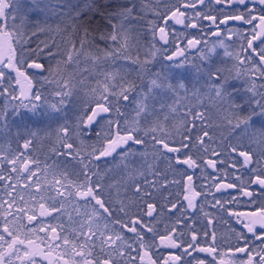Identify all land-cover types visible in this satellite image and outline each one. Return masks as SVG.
Wrapping results in <instances>:
<instances>
[{
    "label": "snow or ice",
    "instance_id": "6c2138e0",
    "mask_svg": "<svg viewBox=\"0 0 264 264\" xmlns=\"http://www.w3.org/2000/svg\"><path fill=\"white\" fill-rule=\"evenodd\" d=\"M15 2L16 0H0V96H3L6 101L3 106H0V131L8 129L9 115H21L20 109H26L34 115L39 113L41 115L50 116V112L61 111V106L64 105L65 98L71 95L70 89L68 91H56L54 95L59 97V100L56 103H50L38 90L33 91L32 78L26 73V71L22 70V67L27 63L28 68L44 69L42 63H38L36 59H29L33 54L36 57H39L43 54L44 49L23 47V45H26L29 42L27 39L23 38V23L18 26L16 24L17 17L15 13L12 11L6 12V9H10ZM212 2L213 0H208V3ZM33 3H36V0H33ZM178 3L180 5L179 7L175 4L170 7L166 5L164 14H161L160 12L155 13L164 23L163 25L158 26L155 21L150 22L153 39H155L158 32L159 38L163 41V44H169L168 22L170 20L174 21L176 24L183 25L185 28L203 27L199 21L208 20L217 28V31L213 33L214 35H219V26L221 24L227 25L230 20L240 21L247 25H252L253 21L258 20V27H261V32H257L256 29L253 28L251 37L247 39H245L243 33L237 32L236 34L247 44L246 49L243 47V43L241 44L242 50L247 52L248 49H251V52L246 57V61L252 65L249 70L251 71L252 76L264 78V69L260 67V65H264V40H261L258 49L253 46V42L260 40L261 35L264 34V0H214V3L217 5L228 3L243 6L244 8V11H240L239 7H237L233 14L225 15L223 18L197 10V5L205 4V0H178ZM129 5L130 6L118 7L115 11H107L106 8L102 9L99 6H96L95 0H93V3L87 5V10L89 12L99 13L111 27V32H101L99 35L100 40H110L113 42L112 50L108 51L101 49L105 57L119 55L122 48L126 49L128 47V38L124 27V21L133 18V12L136 7L134 0H129ZM182 8L184 9L183 11L181 10ZM188 9L192 10L191 14L187 11ZM218 11L223 12V8L218 9ZM80 15L81 13L77 12L76 18L78 19ZM9 20L12 21L11 26L8 24ZM114 20L118 21V23H113ZM38 30L44 31L43 28H39ZM229 32L231 33L232 30L229 29ZM32 35H36V32H33ZM89 35V30L84 28L83 38L80 40V48L76 49L75 44L73 43V50L66 53L67 60H58L57 64L71 63L75 56L81 55ZM180 35L182 36L183 33H180ZM119 38H123V44L119 42ZM173 43H175V41H173ZM199 43V40L189 39L188 47H195ZM48 47V44H44V48ZM152 47L155 49V44H153ZM5 48L8 53L6 56ZM17 48H19V56H17ZM157 51L164 53L167 52L168 49L163 47L156 49V51L152 53L153 57H155ZM213 51L214 48L209 49L208 53L201 51V59H208ZM184 53L185 49L177 46L176 50L171 55L164 56V59L173 61V66L175 67H183L185 61H179L176 58L178 56H184ZM252 53H255L256 57H258V64L253 63L254 58ZM56 54L57 53L53 51L47 52L49 57H54ZM83 55L87 57L90 56L91 53L83 52ZM225 55L231 56L232 53L227 52L226 50ZM122 58L131 59L130 56H123ZM92 59L95 62L99 60L100 57L93 56ZM236 59H240L238 54ZM136 62L138 61H133V63ZM244 62L245 61H241V63ZM76 63H79V61L77 60ZM150 63L151 61L146 59L141 65L140 72L138 73L141 78L151 71L146 67V65ZM197 71H202V69L197 67ZM12 73H15L14 77ZM245 74H247V72ZM239 75V70H237V77H239ZM154 76L155 78L151 79L149 82L147 92L142 88L138 91V86L134 81L123 78L119 84L112 83L111 86H109V83H105L103 85V91L97 96L95 108L92 109V114L88 116L87 122L91 123L99 112H109L110 106L119 105L120 101H129L130 103L135 104L137 118L141 117V115L146 112L150 115L149 102L158 98L153 91L154 89H160L161 92L168 91L176 96H179L180 90L187 92V88L182 82L173 85L167 80V77L161 78L160 73H155ZM207 78L205 87L211 93H214V99H219L228 105L226 111H228L230 116V118L227 119V124L231 126L230 133L235 132L236 129H242L244 136L247 137L248 145L250 146L255 143L257 148L249 150L242 137H236L235 142L229 141L226 144L221 140L219 144L213 147L212 144L209 143V141L215 143L214 137L210 135L208 130L211 128V125L204 122L205 117L202 112H194L191 108L184 113V116L187 117V119H182L180 124L176 126L175 135L171 132L165 131L163 127L159 128L162 135H156L155 133H157L158 129L155 125L150 129L145 130L146 136L149 132L153 133L151 136L153 141V159L158 160L163 158L167 161L170 170L174 173L179 171L180 175L187 177L188 183L183 186V193L178 192L177 195H183V200L187 201L188 209H195L197 205L194 201L197 197L202 195V192L196 191L191 183L196 169H200L201 176L205 180L211 177L212 186L215 187L217 191H220L221 188L237 189L243 196L252 197L254 193L249 190V187L251 185H258L261 194L264 195V164L261 163L264 161V81L259 84L255 79L248 81L246 91L250 95L244 101L248 106V112L247 114H241L242 105L236 103L232 99V93L227 91L226 86L229 77L224 75V70L217 68L215 71H208ZM42 79L47 80V77H42ZM106 79H114L113 74H107ZM13 85H15V87ZM67 86L68 81H64V87L67 88ZM133 93H135V95H133ZM110 97L112 99H110ZM160 99L163 101L164 98L160 97ZM12 101H18V103H12ZM176 103L178 104L179 100H177ZM164 106V103L161 102L160 108H163ZM169 107L172 112H176L174 106ZM41 109H45V111L41 113ZM48 110H50V112ZM116 111L119 112V107L116 108ZM165 119H167V117H165ZM254 120H259L261 122V127L259 129H254L249 133L248 130L252 128ZM139 131V119H137L133 122V126L124 130L123 134L118 132L115 138L107 139L106 147L99 151L98 154H96V150L94 149L93 153L90 155L96 160H99L101 157L112 155V153L116 152L118 147L127 144L129 141L137 145H142L145 141L136 135ZM59 132L63 134L59 136V143L61 147L67 150L64 154L71 156L73 151H75V155L79 157L80 152L74 149L73 143L69 142V129L66 126H61ZM31 135L34 137L36 133H32ZM31 143V139H26L23 148L28 149ZM53 151L55 152L57 149L54 148ZM193 153H196V155ZM133 154L134 150H127L121 154V160H125ZM254 154L258 155V159H253ZM140 155L146 157L148 153L145 151L141 152ZM20 156H25V154L20 153L19 156L11 158L7 156L3 157V160H6L8 165L11 166L9 172L17 173L16 183H7V181H11L13 177L10 174L5 177V175L2 174V167H0V181H6L4 188L7 190L6 195L10 198V200L0 198V248L3 249V251H0V264H12L14 256L16 259H21L18 255L20 249L17 246L24 245L26 241L19 238V229L24 227L20 224V221L25 218L30 223L37 220L36 214L29 215L25 211V207L16 206L17 198L12 194L16 190L17 184L20 182L23 173H28L26 178L29 181L32 176L35 175V172L29 167V163H38L35 160H29L25 156L24 162L21 164L20 168H17L16 165L20 160ZM3 160H0V165L3 164ZM80 163L82 164V173L80 174L84 176V179L79 183L72 184L74 191L66 190L61 192L60 189L57 188L56 192L57 196H63L65 200L70 197H76L77 199L83 200L85 207L89 205L92 206V213L84 223L80 224L79 230L76 228L71 230L74 238H70L69 235H61L57 232L55 227L51 228V234H48L47 228L43 225L29 228V232L46 233L47 240L50 241V243L48 244L49 253L44 254L45 257L47 258V255H50L53 247L59 249L63 245L68 246L74 256H79L81 258L80 261H74L73 264H118L117 257L123 260V264H136L137 260L143 264L146 257L148 258L149 264H157V261L153 260L150 255V250L155 246L154 240L157 236L155 226L150 223H145L141 216H130L128 221L114 217V211L129 216V212L126 210V205H124L123 201H119L120 206L117 209L110 201H106L103 196V185L100 182L103 177L97 181H93L92 177L98 176L99 174L91 171L89 165L84 163L83 157L80 158ZM218 164L230 166L237 171L239 169H246L249 173L248 179L245 180L242 175H237L234 172L233 175H235V180L239 183H224L223 177L216 175ZM174 165H183L186 167L182 170H178ZM207 169H212V173H208ZM147 170L153 177H159L161 175L160 172L155 170L152 163L147 164ZM189 170H191V173H189ZM220 171H223V176L228 175L226 170ZM135 176L144 177L143 188L140 183L135 182ZM135 176L132 172H130L128 176L129 179L133 180L132 187L135 193L141 196V199L146 196H151V193L147 191V188H155L157 186L156 179L148 180L143 171H135ZM60 183L59 180L56 181V184ZM173 183L179 185L181 181L174 180ZM23 186L29 187L30 185L25 184ZM37 191H39V185H37ZM23 199V196H20V200L23 201ZM33 199H35V197H33ZM41 199H43V197H41ZM52 199L55 200V197ZM235 200L236 197H233L232 201L235 202ZM144 203L146 204V212H144V215L147 217H153L154 212H156V205L147 201H144ZM178 203L179 202L172 203L169 210L171 211L175 209L179 211L180 217L176 219L171 226L170 231L168 230L169 226L165 225V234L159 235V240L164 243L165 246L177 249L178 253L170 254L168 257L163 258V264H181V262L182 264H217L218 259L219 264H224V261L221 258L223 255L222 251H220L221 245L216 243L215 231L209 232L204 230L202 235L205 240L202 244L200 236L193 228L192 224H187L186 220L182 219L185 217L186 209L178 207ZM249 203H255V201H249ZM216 204L223 207L220 200H216ZM5 205H7V208H5ZM14 206H16V215H14L12 211ZM39 206L43 210L40 215L44 216L51 215L52 212H60L64 205L63 202H61L59 208L53 206L50 209H46L45 204L43 203ZM77 211L79 214V210ZM141 211L143 212V209H141ZM200 211L203 212L202 205L200 206ZM21 213L23 215H19ZM204 215L207 217L208 213L205 212ZM229 215L234 216L237 222L242 224L243 228L247 231L245 233L243 231L232 229L235 237V244H230L228 251L231 253H241L246 256V259L243 257L240 258L239 264H264V204L261 205L258 212H231ZM10 216L13 217L11 220L9 219ZM69 219L71 220V216H69ZM99 219L105 220L103 230H100L99 225L96 223ZM182 223L186 225L188 231L191 233L190 240H184V232L178 231L176 227ZM208 223L211 224L212 221L209 220ZM85 224H87L86 231L84 230ZM109 224L120 225L121 229H126L127 232L132 233V242H129L121 231L110 229ZM98 232L99 235H97ZM147 233H152V242L145 239ZM248 234H251V239ZM209 237L210 241L208 239ZM38 239L43 243L45 238L39 237ZM56 241L59 243H51ZM97 241H99L100 252L104 254L102 256H93V251L97 247ZM27 244L31 246L34 242L28 240ZM133 244H135L136 247H133ZM36 247L38 248L39 245H36ZM133 251L137 252V256L131 255V252ZM199 253H206L207 255L201 258ZM35 254L37 253L33 252L31 248L24 252L25 257H31ZM186 257L189 259H185ZM65 264H68V262L65 261Z\"/></svg>",
    "mask_w": 264,
    "mask_h": 264
},
{
    "label": "flooded vegetation",
    "instance_id": "af4514ba",
    "mask_svg": "<svg viewBox=\"0 0 264 264\" xmlns=\"http://www.w3.org/2000/svg\"><path fill=\"white\" fill-rule=\"evenodd\" d=\"M166 2L169 3V7L173 4H175L177 7L180 6L178 0H166ZM237 7H239L240 11H244L243 6H238L236 4L225 3L223 5H217L214 3V0L212 3H208V0H205V4L197 5V10L210 15H216L219 18H223L225 15L233 14L236 11ZM220 8H223V12L218 11V9ZM181 10L183 11L184 9L182 8ZM187 11L190 14L192 12L191 9H188ZM156 12H160L161 14L165 13V11H148L145 14H147V16H154L156 18V25H163V20L156 16ZM136 23H138V21L134 16V12L132 19L124 21V27L128 38V47L126 49L122 48L119 55H114L113 57H105L104 53L102 52L99 56L101 61L80 62L81 67L84 68V73H82V75L85 83V89L90 90V88L94 89L95 87H98V85L101 83V75L104 73H111L114 76V79H111V84H119L121 82V79L123 78L126 80L134 81L138 86V91L142 88L145 92H147L150 80L155 78L154 74L160 73L161 78L167 77V80L170 81L173 85H177L181 82L184 83L187 88V92L180 90L179 96H176L168 91L161 92L160 89H154L153 91L156 93L158 98L149 102V112H151L150 115L146 112L142 114L141 117L137 118L136 105L130 103L129 101H120L119 105L110 106L109 112H99V114L94 117L93 121L91 123H88L87 118L92 114V109L95 108L97 99V92L92 91L93 95L92 97H90V101L87 103V105L79 107V112L84 115L83 120L80 124V128L81 134L85 138L84 141L88 142V153L82 154L76 158L80 161V158L83 157L84 162L89 165L91 171L97 172L99 174L98 176H96L97 180L103 177V179L100 180L103 185V195L106 194L104 191V187L108 189L112 185V187L114 188H119L121 184L120 176H123V178L127 180L125 184L128 183V185H132L133 180L128 178L130 172H132L135 176V171H143L145 173V177H147L148 180L156 179L157 186L155 188H147V191L150 192L151 196L155 199L147 198L146 201H148L149 203L156 202L161 207L160 210H156V212H154L153 214V217L160 219V232L157 234L154 240L155 246H153L150 250V255L153 260L157 261V264H163V258L168 257L170 254L178 253L177 249L167 247L159 240V235L165 234V225L169 226L168 230L170 231L171 226L174 224L176 219L180 217L179 211L175 209L171 211L169 210L171 204L176 202H179L178 207L186 209L185 217H183L182 219H185L187 224H192L193 228L199 234L202 244L205 240L202 232L204 230H207L209 232L215 231L216 243L218 245H221L220 251H222L223 253L221 258L223 259L224 264H239L240 258L243 257L244 259H246V256L241 253H231L228 251L229 245L235 244V237L232 229H235L236 231H243L245 233L247 230L243 228L242 224L237 222L234 216L229 215V213L258 212L261 205L264 204V195L261 194L259 186L251 185L249 187V190L253 191L254 193L252 197L243 196L238 192L237 189L221 188L220 191H217L216 188L212 186L211 177L205 180L201 176L200 169H196L195 175L193 176V181L191 183L195 187L196 191L202 192V195L197 197L194 201L197 207L195 209H188L187 201L183 200V195H177L178 192L183 193V186L188 183L187 177L180 175L179 171L174 173L172 170H170L168 168L167 161H165L163 158H160L158 160L153 159V141L151 139L153 133L149 132V134L146 136L145 130L150 129L155 125L158 129L157 133H155L156 135H162V133L159 131L160 127H163L165 131L171 132L173 133V135H175L176 126L180 124V121L182 119H187V117L184 116V113L189 108H191L194 112H202L205 117L204 122L211 125V128H209L208 130L210 132V135L214 137L215 143H213L212 141H209V143H211L213 147L219 144L221 140H223L226 144L229 141L235 142L236 137H242L244 138L246 147L251 148L250 146H248L247 137L244 136V132L242 131V129H236L235 132L230 133L231 126L227 124V119L230 118L228 111H226V109L228 108L227 103L219 99H214V93H211L205 87V84L207 83L208 79V71H215L217 68L223 69L224 75L229 77L226 86L227 91L229 93H232V99L236 103L242 105L241 114H247L248 106L244 103V101L250 95L246 91L248 81H250L251 79H255L259 84L260 82L264 81V78L252 76L251 71H249L252 65L246 61V57L251 52V49H248L247 52L242 50L241 44L243 43V47L245 49L247 48V44L246 42L242 41L240 36L236 33H243L245 39L250 38L253 28H255L257 32H261V27H258L259 21L256 20L253 21L252 25H247L243 24L240 21L230 20L228 21L227 25L221 24L219 26V35H214L213 33L217 31V28L208 20L199 21V23L202 24L203 27L191 28L192 32L189 28H185L183 25L176 24L174 21L170 20L168 22L169 44L167 45H164L163 41L160 40L158 32L155 39H153L152 26L150 25L149 21L148 25L143 29L137 28ZM229 29L232 30L231 33L229 32ZM180 33H183V35L181 36ZM136 37L145 41L144 44L140 42L139 46L141 50L145 51V56L144 59L140 60V62L133 63V61L136 60L134 57H131L132 55H130L128 50L131 45L135 43L133 42V38ZM189 39L199 40L200 43L195 47H188ZM98 40L100 44H106V41L100 40L99 38ZM261 40H264V34L261 35L260 40H256L253 42V46L258 49ZM173 41H175V43H173ZM119 42L123 44V38H119ZM108 44H110V48L112 49L113 42L108 40ZM153 44H155L156 46L155 49L152 47ZM177 46L185 49L184 56H189L182 57L185 58V63L183 67L179 68L173 66L174 62H167L168 60L164 59V56L171 55L176 50ZM158 47L167 48L168 51L164 53L158 51L155 57H150L152 49L154 52L156 49H159ZM212 48H214V51L212 52L210 57L208 59H201V51L209 52V49ZM226 50L227 52L232 53V55H225ZM237 54L240 57L239 60L236 59ZM252 55L254 58L253 63L258 64V57H256L255 53H252ZM123 56H130L131 59H123ZM179 57L180 56H178L176 59H178ZM146 59L151 61L150 64L146 65V67L151 71L148 74L144 75L143 78H138L139 82H137L133 68L138 67L140 70L141 65ZM161 60H164V62H160ZM241 61L245 62L241 63ZM72 63L75 62H71L69 64ZM197 67L202 69V71L198 72ZM260 67L264 69V65H260ZM22 70L26 71V73L32 78L33 86L39 79L38 74L44 71L43 70L42 72H39L35 69H29L27 68V63L24 64ZM237 70H239L240 73L239 77H237ZM246 72L247 74H245ZM12 75L14 77L15 73H12ZM111 84L109 86H111ZM133 95H135V93H133ZM160 97L164 98L163 101H161ZM110 99L112 98L110 97ZM177 100H179L178 104L176 103ZM161 102H163L165 105L163 108H160ZM169 106H174L176 108V112H172ZM117 107H119V112L116 111ZM165 117H167V119H165ZM137 119H139L140 131L136 133V135L145 141V143L142 145L146 147V152L148 153L146 157L141 156V152H139V150H134L133 155L127 157V159L125 160H121L122 153L127 150H133V145H137L132 143L131 141L123 146L118 147L116 149V152L112 153V155L101 157L99 160H96L92 155H90L91 153H93L94 149L96 150V154H98L99 151L106 147L107 139L115 138L118 132L123 134L124 130L128 127L133 126V122ZM260 127L261 122L259 120H254L252 128H250L248 131L249 133H251L254 129H259ZM109 130L113 131V135L109 138H105L104 131ZM101 140H103V142ZM251 145L252 147L256 146L257 148V145L255 143ZM193 154L196 155V153ZM135 156H137L138 158H135ZM253 159H258V155L254 154ZM129 160H132L133 163H127V161ZM148 163H152L155 170L161 173L159 177H153L148 173ZM261 163L264 164V161H262ZM174 166L178 170H182L186 167L183 165ZM217 169L218 171L216 175L223 177L224 183H239L235 180V175H233L234 172L237 175H242L245 180L248 179L249 173L246 169H239L237 171L235 169H232L230 166L219 164L217 165ZM220 170H226L228 172V175L223 176V171ZM207 172L212 173V169H207ZM189 173H191V170H189ZM137 178L138 180H135V182L140 183L143 188L144 177L137 176ZM83 179L84 176L79 177V179L76 181H82ZM92 179L93 181H96L94 180V176L92 177ZM105 179L111 180L116 187L111 183V181L105 183ZM125 179L122 180L124 181ZM174 180H179L181 181V183L179 185L175 184L173 183ZM233 197H236L235 202L232 201ZM216 200H220L221 204H223V207L217 205ZM249 201H255V203H249ZM201 205L203 206V212L200 211ZM205 212L208 213L207 217H205L204 215ZM209 220L212 221L211 224L208 223ZM176 227L178 231L184 232V240H190L191 233L188 231L184 223L179 224ZM248 236L251 239V234H248ZM208 239L210 241V237ZM146 240L152 242V233H148L146 235ZM206 255V253H199V256L201 258L205 257ZM185 259L189 258L186 257ZM137 261L140 262L139 260ZM143 264H149L147 257L145 258ZM217 264H219V259L217 261Z\"/></svg>",
    "mask_w": 264,
    "mask_h": 264
},
{
    "label": "trees",
    "instance_id": "16d2710c",
    "mask_svg": "<svg viewBox=\"0 0 264 264\" xmlns=\"http://www.w3.org/2000/svg\"><path fill=\"white\" fill-rule=\"evenodd\" d=\"M134 2L136 5L134 16L138 21L136 27L139 29L145 28L148 25V21L152 22L156 20L154 16H147L145 13L148 11H165L166 5L169 6V3L166 2V0H134ZM90 3H93V0H36V3H33V0H16L10 9H6V12L12 11L15 13L17 17L16 24L18 26L23 23V38L29 41L28 44L23 45V47L44 49L42 55L36 57L33 54L29 59H36L44 65V71L38 74L39 79L34 84L33 91L38 90L50 103H56L59 100V97L54 95L56 91H67L64 87L63 78L67 71L71 76L73 73V67L77 74L82 75V73H84V68L81 67L80 62H94L92 57H99L103 52L101 49L108 51L112 50L108 41L105 42L106 44H100L98 40L100 33L111 32V27L99 13L89 12L87 10V5ZM21 4H25V7L20 10L19 8ZM95 5L102 9L106 8L107 11H115L121 6H130L129 0H107V2L106 0H95ZM77 12L81 13L78 19L76 18ZM19 20L20 22H18ZM11 23L12 21L9 20V26H11ZM113 23H118V21L114 20ZM39 28H43L44 31H39ZM84 28L89 30L90 35L87 38V43L85 44L81 55L74 57L73 62L75 63H62L58 65V60H67L66 53L73 50V43L75 44L76 49L80 48V40L83 38ZM33 32H36V35H32ZM133 39V42L135 43L131 45L128 52L132 55L131 57H134L136 61L140 62V60L144 59L145 51L141 50L139 46L140 42L144 44L145 41L138 37ZM44 44H48L49 47L44 48ZM49 51L56 52L57 54L54 57H49L47 55V52ZM83 52H89L91 55L86 57L83 55ZM17 54L19 56V48H17ZM77 60L79 63H76ZM48 75H57L61 77L60 81H55V79L52 81ZM42 77H47V81L42 79ZM135 77L136 81L139 82L136 74ZM72 83L74 86H72V84L70 85L68 82V86L73 88L72 93L65 98V103L61 106V111L57 112V115L53 116L55 112H50V110H48L50 116H45L39 113L34 115L26 109H20L21 115H9L8 129L0 131V160H3L4 156L11 158L19 156L20 153H24L29 160H35L38 162L34 164L29 163V167L35 172V175L32 176L29 181L26 178L28 173H23L20 182L17 184L16 190L12 193L13 196L17 198L16 206L25 207V211L29 215H37V220L32 221L31 223L28 222L26 218L20 221V224L24 227L19 229V238L25 240L26 243L17 246L20 249L18 255L21 259H16L14 256L12 264H65V261H67L68 264H73L74 261L78 262L81 259L79 256H74L68 246L63 245L59 249L53 247L50 255H47L46 258L44 254L49 253L48 244L50 243V241L47 240L46 233H33L28 231V229L33 226L39 227L43 225L47 228L48 234H51V228L55 227L57 232L61 235H69L70 238H74L71 230L73 228L79 230L80 224L84 223L92 213V206L89 205L85 207L83 200L77 199L76 197H70L65 200L63 196H57L56 192L57 188H59L61 192L66 190L74 191L72 184L79 183L80 181L76 180H78L79 177H83V175L80 174L82 172V164L79 159L76 158L75 151H73L71 156L64 154L67 150L61 147L59 143V136L63 135L59 132L60 127L66 126L69 129V142L73 143L74 149L78 150L80 155L88 153V142L84 141L85 138L81 134V128L79 129V132L82 135V138L80 140H76L75 138L72 139L71 134L77 129V127L75 123L70 121L76 116V113L79 112V107H82L89 102L90 97L80 98L79 91H81L82 86L81 79L79 83V81L73 77ZM13 86L15 87V85ZM5 102V98L0 96V106H3ZM12 103H18V101H12ZM40 111L41 113L44 112L42 109ZM32 133H36V135L33 137L31 135ZM26 139L32 140L28 149L23 148ZM250 147L256 148V146L252 147V145H250ZM54 148L57 149V151L54 152ZM251 148L248 147V149ZM133 150L145 152L146 147L144 145H133ZM25 156H20V160L16 165L17 168H20L21 164L24 162ZM135 158L138 157L135 156ZM127 163H133V161L129 160ZM0 167H2V174H4L5 177L9 174L13 177V179L7 181V183H16L17 173L9 172L11 166L8 165L6 160H3V164L0 165ZM122 179L125 178L120 176V189L117 188L111 180L105 179L104 181L105 183L111 181L116 187L114 188L112 185L108 189L104 187L106 193L103 195L104 199L110 201L117 209L120 206L119 201H123L124 205H126V210L129 212V216H125L123 213L114 211V217L128 221L130 216H141L145 223H150L155 226L158 234L160 232V219L155 217L147 218L146 215H144V212H146V204L144 201H146L147 198H155L152 196H146L141 199V196L135 193L132 185H128V183L125 184L127 180L125 179L123 181ZM57 180L61 183L56 184ZM94 180L97 181L96 176H94ZM135 180H138L137 176L135 177ZM5 182L6 181H0V198L10 200L6 195L7 190L4 188ZM25 184L30 186L24 187L23 185ZM37 185H39V191H37ZM20 196H23V201L20 200ZM33 197H35V199H33ZM41 197H43V199H41ZM53 197H55V200L52 199ZM61 202H63L64 206L60 212H52L51 215H40L41 211H43L39 206L41 203L45 204L46 209H50L53 206L59 208ZM154 204L156 205L157 211L161 209L156 202ZM16 206L12 209L14 215H16ZM5 208H7V205H5ZM141 209H143V212ZM77 210H79V214ZM19 215L23 214L21 213ZM69 216H71V220L69 219ZM12 218L13 217L11 216L9 217L10 220ZM96 223L99 225L100 230H103L105 220L99 219ZM109 228L121 231L125 238L128 239L129 242H132L133 234L127 232L126 229H121L120 225L109 224ZM84 230H87V224H85ZM97 235H99V232ZM39 237L45 238L43 243L38 239ZM28 240H32L34 244L29 246L27 244ZM51 243L59 242L56 241ZM36 245H39V247L37 248ZM133 247H136V245L133 244ZM29 248L37 254L32 255L31 257H25L24 252ZM0 251H3V249L0 248ZM97 255H104L100 252L99 241H97V247L93 251V256ZM131 255L137 256V252L133 251L131 252ZM117 262L118 264H123V260L118 257ZM136 264H141V262L136 261Z\"/></svg>",
    "mask_w": 264,
    "mask_h": 264
},
{
    "label": "rangeland",
    "instance_id": "374dc122",
    "mask_svg": "<svg viewBox=\"0 0 264 264\" xmlns=\"http://www.w3.org/2000/svg\"><path fill=\"white\" fill-rule=\"evenodd\" d=\"M25 7V4L23 5V4H21L20 5V10L21 9H23ZM20 19V18H19ZM21 20V19H20ZM20 20L18 21V22H20ZM190 30H191V28H189ZM194 31H195V29H194ZM191 32H192V30H191ZM159 48V47H158ZM160 49V48H159ZM156 51V50H155ZM158 52V51H157ZM156 52V53H157ZM152 53H153V49H152V51H151V55H150V57H153L152 56ZM204 53H208V51H204ZM8 53H7V49L5 48V56L7 55ZM201 55V54H200ZM182 57H189V56H180L177 60H179V61H185V58H182ZM200 59V58H199ZM98 61H101V59H99V60H97V62ZM160 62H164V60H161ZM167 62H170V61H167ZM171 62H173V61H171ZM200 62V61H199ZM105 63V62H104ZM23 67H24V65H23ZM22 67V68H23ZM70 67H72V66H70ZM133 70H134V73L138 76V78H140L141 76L140 75H138V72H140V70H139V68L138 67H135V68H133ZM72 75L70 76L69 74H68V71L65 73V77H63L64 78V81H68L69 83H70V85L72 84V86H74V84L72 83V79H73V77L77 80V81H79V83H80V79H81V81H82V86H81V91H79V94H80V98H82V97H92V91H94L95 90V92H97L96 93V97L100 94V92L101 91H103V85L105 84V83H109V85L111 84V82H112V80H109V79H106V75H107V73H104V74H102L101 75V83L98 85V87H95L94 89H92V88H90V90L89 89H85V87H84V85H85V83L83 82L84 80H83V75H81V74H77V72L73 69V67H72ZM140 76V77H139ZM48 77L52 80V81H54V79H55V81H60V78L61 77H59V76H57V75H48ZM56 79H59V80H56ZM45 81H47V80H45ZM67 89V91L70 89L71 90V93H72V89L73 88H70L69 86L66 88ZM87 91H88V93H87ZM90 91H91V95H90ZM90 101V100H89ZM87 105V103L84 105V106H86ZM73 110H77V109H73ZM42 111H45V109H42ZM72 112H74V111H72ZM55 115H57V112H55L54 113V115L53 116H55ZM83 117H84V115L83 114H81L80 112H77L76 113V116L74 117V118H72L71 119V121L70 122H73V123H75V125H76V127H77V129H75L74 131H73V133L71 134V136H72V139L73 138H75L76 140H80L82 137H81V134H80V132H79V129H80V124H81V122H82V120H83ZM104 134H105V138H109V137H111L112 135H113V131L112 130H109V131H104ZM104 139V138H103ZM102 142H103V140H101ZM101 141H100V143H101Z\"/></svg>",
    "mask_w": 264,
    "mask_h": 264
},
{
    "label": "water",
    "instance_id": "95a60500",
    "mask_svg": "<svg viewBox=\"0 0 264 264\" xmlns=\"http://www.w3.org/2000/svg\"><path fill=\"white\" fill-rule=\"evenodd\" d=\"M38 63H41V62H38ZM28 68V67H27ZM29 69H32V68H29ZM35 70H37V71H39V72H42L44 69H35ZM121 146H123V145H121Z\"/></svg>",
    "mask_w": 264,
    "mask_h": 264
}]
</instances>
